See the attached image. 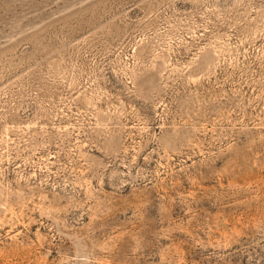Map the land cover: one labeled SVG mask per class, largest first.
<instances>
[{
  "label": "rangeland",
  "instance_id": "374dc122",
  "mask_svg": "<svg viewBox=\"0 0 264 264\" xmlns=\"http://www.w3.org/2000/svg\"><path fill=\"white\" fill-rule=\"evenodd\" d=\"M0 264H264V0H0Z\"/></svg>",
  "mask_w": 264,
  "mask_h": 264
}]
</instances>
